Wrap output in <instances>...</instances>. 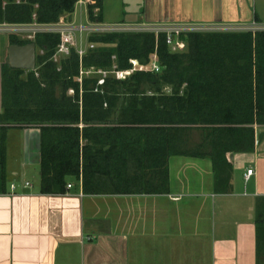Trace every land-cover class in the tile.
Masks as SVG:
<instances>
[{
	"label": "trees",
	"instance_id": "1",
	"mask_svg": "<svg viewBox=\"0 0 264 264\" xmlns=\"http://www.w3.org/2000/svg\"><path fill=\"white\" fill-rule=\"evenodd\" d=\"M75 2L0 0V21L56 22L74 11ZM101 6L102 0H88L87 17L101 20ZM180 37L185 48L173 52L164 34L90 35L94 48L81 59L71 49L57 63L59 35L37 33L31 40L40 50L36 71L2 65L0 123L39 128L41 193L64 194L68 177L84 194L168 193L173 155L209 158L214 192L231 190L229 155L252 152L254 125H264V31ZM154 53L160 71L135 70L124 78L108 72L97 85L98 69L124 70L131 60L146 64ZM255 210L259 257L264 196L256 198Z\"/></svg>",
	"mask_w": 264,
	"mask_h": 264
},
{
	"label": "crops",
	"instance_id": "2",
	"mask_svg": "<svg viewBox=\"0 0 264 264\" xmlns=\"http://www.w3.org/2000/svg\"><path fill=\"white\" fill-rule=\"evenodd\" d=\"M253 1L102 0L100 15L105 22L262 23ZM60 18L88 20L85 6L77 5ZM10 44L9 35L0 32V111L2 65L8 63ZM4 125L0 264H262L255 201L264 196V125H254L252 152L229 155V192H214L209 158L173 155L169 191L159 194H84L73 177L67 178L72 187L64 194L41 193L40 181L33 186L28 178L34 170L40 179L39 128ZM248 168L254 173L245 181Z\"/></svg>",
	"mask_w": 264,
	"mask_h": 264
},
{
	"label": "built area",
	"instance_id": "3",
	"mask_svg": "<svg viewBox=\"0 0 264 264\" xmlns=\"http://www.w3.org/2000/svg\"><path fill=\"white\" fill-rule=\"evenodd\" d=\"M19 1V0H16ZM88 0H76L75 6H85L87 11ZM95 15L98 9H94ZM61 17V16H60ZM56 22H37L28 23H2L0 24V32L14 33L26 35L28 38H34L37 33H53L59 35V43L57 44L54 60L58 57H66L71 49H75L79 58L86 54L89 49L95 47V44L88 41L90 35H99L105 33H127V32H151L156 35L164 34L165 42L173 52L182 51L185 48V41L181 39V34L190 32H252L264 31V24L252 21L250 24H200V23H133L127 21L105 22L102 20H88L85 23L69 22L60 18ZM131 67L118 70L115 66L110 71L98 69L96 72L100 75L97 80V85L104 83V78L108 72L114 73L116 78H124L135 70H150L153 72L160 71V65L157 62L156 53L150 56V61L146 64H141L137 60H131ZM87 70L85 73H88ZM80 71L78 80L81 81ZM97 90V89H95ZM72 93V90H69ZM254 173L252 168H248L244 174V179L247 181ZM25 185H30L25 182ZM15 184H11L13 190ZM72 184L67 183V188H71Z\"/></svg>",
	"mask_w": 264,
	"mask_h": 264
},
{
	"label": "water",
	"instance_id": "4",
	"mask_svg": "<svg viewBox=\"0 0 264 264\" xmlns=\"http://www.w3.org/2000/svg\"><path fill=\"white\" fill-rule=\"evenodd\" d=\"M8 64L13 68L34 70L36 68V45L33 41L8 46ZM40 131V130H38ZM232 157V154H230Z\"/></svg>",
	"mask_w": 264,
	"mask_h": 264
},
{
	"label": "rangeland",
	"instance_id": "5",
	"mask_svg": "<svg viewBox=\"0 0 264 264\" xmlns=\"http://www.w3.org/2000/svg\"><path fill=\"white\" fill-rule=\"evenodd\" d=\"M253 8L255 10H257V12L259 13L260 19L262 20V24H264V0H254L253 1ZM34 21V20H33ZM86 21L84 19H82V23H85ZM5 33V32H2ZM7 35H15L17 38L21 39V40H33L34 38H28L26 35H22V34H14V33H6ZM40 54V50L38 48H36V55ZM63 57H58L57 60H53L56 61L57 63L62 59ZM29 70H25V73L28 72ZM32 71H36V68ZM36 73V72H35ZM2 124V123H1ZM5 125H8L9 127H14L15 124L13 123H4ZM193 137L197 139V132L193 133ZM38 172V171H37ZM34 170H29L28 172V178L33 182V186H38L39 185V174ZM252 183V180L249 182V185ZM247 185V184H246ZM242 209H245V206H242ZM262 264H264V256L262 258Z\"/></svg>",
	"mask_w": 264,
	"mask_h": 264
}]
</instances>
